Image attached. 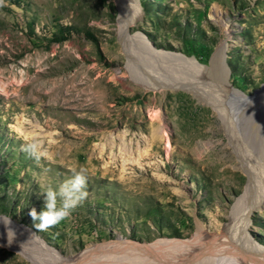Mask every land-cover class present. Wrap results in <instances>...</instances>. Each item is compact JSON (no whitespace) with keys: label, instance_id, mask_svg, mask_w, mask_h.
Segmentation results:
<instances>
[{"label":"rangeland","instance_id":"1","mask_svg":"<svg viewBox=\"0 0 264 264\" xmlns=\"http://www.w3.org/2000/svg\"><path fill=\"white\" fill-rule=\"evenodd\" d=\"M128 17L125 34L121 18ZM133 67L159 86L135 80ZM222 77L244 96L264 86V0H4L0 264H51L56 256L75 264L86 249L108 243L126 264H163L127 246L228 239L248 181L242 151L258 147L261 106L243 103L235 137L207 99L166 85ZM24 137L50 159L22 151ZM72 168L86 169L87 198L39 232L30 210L42 211V193L58 189ZM247 231L264 247V201Z\"/></svg>","mask_w":264,"mask_h":264},{"label":"bare ground","instance_id":"2","mask_svg":"<svg viewBox=\"0 0 264 264\" xmlns=\"http://www.w3.org/2000/svg\"><path fill=\"white\" fill-rule=\"evenodd\" d=\"M131 22L132 21L129 17L121 18V30L125 34L127 25ZM146 45L150 48V44H148V42H146ZM222 51L223 45H220L218 47L216 56L219 57L222 54ZM164 54L171 56L172 52H165ZM189 61L192 64L197 65V62L194 59H190ZM133 69L135 71L132 74V77L138 82L143 83L146 88L159 86V84L154 82L155 80H149L148 78H145L142 74H140L134 67ZM215 75L218 74L215 73ZM195 79L197 80V78ZM166 85L191 87V89L195 91L198 95H201L202 97L207 99L216 109H218L228 126L232 130H235L233 131L235 137L241 133V131L238 130V123L242 117L240 116V114L241 111H243V103H246L245 101L248 100H255L261 106L262 109L260 114L262 118V127L260 126V131L258 134H256V141L259 142V144L258 147H244L242 151L241 164L244 166L247 172L248 181L243 195H241L240 197V203L236 204L233 208V227L235 226L236 231L233 230L228 231L227 234L225 233L226 236H228V239L218 241L219 238L209 239L206 236L201 239H195L194 241L190 240L191 242H189L188 240L186 241L178 238H160L154 243L150 244H131L130 246H127L128 248L130 247L129 251L139 253L143 256L151 255L154 257V259L161 258L163 264H173V262L176 261L187 262L190 260H195L194 264H212L215 259L216 261L221 260L224 263L229 264H264V247L255 240H253L247 231V228L250 224V218L253 209H255L257 206L260 205L262 201H264V86L257 90L253 96L249 97L241 95L226 80L225 77H222L219 84H213L209 82L201 83L196 81L192 84L168 82L166 83ZM157 134L159 138L165 139L164 142L166 144V148H170L172 146L169 138V133L164 127H160V129H158L157 131ZM217 250H220V252H216L214 254V251ZM167 251L174 255L170 257L168 255H165L164 253ZM129 256L132 255L130 254ZM125 257L126 254H122L115 244L110 245V243H108L105 245H98L94 247L91 246L90 248L86 249L84 252L77 256L78 261H76L75 264H126L127 260H125ZM59 260L62 259L56 256L55 259L52 261L53 263L51 264H65L61 261L59 262ZM128 263L135 264V261H130Z\"/></svg>","mask_w":264,"mask_h":264},{"label":"clouds","instance_id":"3","mask_svg":"<svg viewBox=\"0 0 264 264\" xmlns=\"http://www.w3.org/2000/svg\"><path fill=\"white\" fill-rule=\"evenodd\" d=\"M4 0H0V6H3ZM21 150L34 158L37 162L41 158L50 159L47 150L35 140L24 137V143ZM71 177L59 185L58 189L47 188L42 195L44 196V207L42 211L37 212L32 208L29 212L31 219L35 222L34 227L39 231H47L55 227L61 221L67 219L72 211L76 209L88 196L85 191L87 186L86 169H70Z\"/></svg>","mask_w":264,"mask_h":264}]
</instances>
